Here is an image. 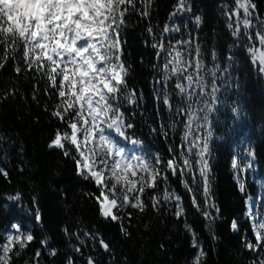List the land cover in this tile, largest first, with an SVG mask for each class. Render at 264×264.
<instances>
[{
  "label": "trees",
  "instance_id": "obj_1",
  "mask_svg": "<svg viewBox=\"0 0 264 264\" xmlns=\"http://www.w3.org/2000/svg\"><path fill=\"white\" fill-rule=\"evenodd\" d=\"M188 2L190 12L173 16L178 0H137L136 11L130 10L125 16L120 29L121 58L128 70L127 88L135 92L136 102L122 99L119 108L125 122L133 125L126 133L142 144L123 142L149 160L156 156L172 158L169 149L181 143L184 118L175 108L184 105L173 86L174 78L162 83L166 54L154 44L163 42L167 48L169 42L176 45L177 41L191 39L193 45L199 44L208 68L214 63L215 53V63L231 73L230 77L228 73L218 74L225 76L227 83L221 87L217 111L210 116L209 202L220 209L215 223L209 227L201 213L207 204L196 165L194 177L187 171L172 175L161 165L162 170L169 171L168 179L158 180L156 188L145 189L141 197L147 205L145 210L127 209L131 219H125L124 225L130 235L122 233L119 223L103 219L97 202L89 195H99L95 183L77 175L74 160L63 150L49 147L57 130L70 129L51 115L59 103L56 89L49 87L46 79L23 70L21 46L16 59L10 57L0 69V169L8 172L7 177L0 174V247L14 230L13 225L19 226L21 232H30L34 239L22 250L19 245L13 248L11 264H88L89 257L95 264H193V233L206 253L201 264H252L258 260L260 253L247 250L244 243L246 239L256 243L246 205L248 198L256 200V215L264 213V75L245 49H261L254 30L251 41L244 39L243 29L239 40L232 35L228 25L235 26V17L230 20L227 13L235 9L234 0ZM252 3L256 6L253 24L259 28L264 22V0ZM145 5L149 12L146 17L141 15ZM165 26H179L180 31L165 33ZM18 65L20 73L15 70ZM34 85L38 89L36 99ZM10 90H15L14 94H9ZM165 94L172 108L163 103L161 97ZM66 147L71 148L73 156L77 155L74 147ZM235 163L242 168L246 163L252 166L237 171ZM240 183L245 186L243 192ZM165 191L180 197L183 215L179 218L175 215V199L163 201ZM193 196L200 209L193 205ZM151 198L161 201L159 211L152 207ZM233 220L238 223V232L231 230ZM101 238L109 244V251L100 245ZM52 250L56 255L50 254Z\"/></svg>",
  "mask_w": 264,
  "mask_h": 264
},
{
  "label": "snow or ice",
  "instance_id": "obj_2",
  "mask_svg": "<svg viewBox=\"0 0 264 264\" xmlns=\"http://www.w3.org/2000/svg\"><path fill=\"white\" fill-rule=\"evenodd\" d=\"M234 3L235 9L227 15L230 20L235 17V26L229 23L228 27L237 40L241 38L243 29L244 39L251 41L254 30L261 50L257 51L254 46L245 50L252 63L258 66V72L264 75V22L259 28L253 24L256 6L252 0H234ZM136 4L137 0H0V47L3 48L0 51V69L5 67L10 57L16 59V53L22 46L19 59L23 70L46 79L48 86L56 89L59 103L51 115L64 123L70 132L57 130L49 147L63 150L65 156L74 160L77 175L95 183L99 195H89L97 202L101 217L119 223L124 235H130L124 225L125 219H131L127 209L130 207L143 212L147 207L141 198L145 189L156 188L158 180L167 181L169 171L172 175H183L187 171L194 177V165L198 166L207 204L201 213L211 227L219 217L220 209L214 202H209L210 116L217 111V105L221 103V87L227 83L225 76L218 74L228 73L231 76L228 68H221L215 63V53L212 54L214 63L208 68L203 63L199 44L193 45L191 39L177 41L176 45L169 42L167 48L163 42L153 45L166 54L162 66L165 73L162 83L174 78L173 86L178 90L184 105L183 108L180 105L175 108L184 121L181 143L175 149H169L173 153L172 158L164 160L156 156L149 160L143 155H129L117 139L107 134L111 130L132 145L142 144V141L132 139L126 133V129L133 125L125 122L124 113L119 108L122 99L136 102L135 92L127 88L125 77L128 70L121 58L123 47L120 39L125 16L130 10L136 11ZM186 11H191V4L188 0H178L172 15ZM141 15H149L147 5ZM196 22H200L199 17H196ZM163 31L178 32L180 28L165 26ZM182 46H186L183 51ZM15 70L20 73L22 68L18 65ZM37 91L34 85L33 99H36ZM14 92L10 90L9 94ZM161 99L172 108L167 94ZM172 127L175 128L176 124ZM66 144L74 147L77 155L73 156ZM249 155L254 156V153ZM161 165L169 171L162 170ZM251 166V163H246L243 168L239 163L233 165L237 171ZM0 174L8 176V172L3 169H0ZM185 187H189L187 182ZM239 187L243 192L244 184L240 183ZM15 199L18 200L19 196ZM173 199L176 201L175 215L179 218L183 215L180 197L164 192L163 201L171 202ZM249 201L248 216L256 243L246 239L244 247L260 253L258 260L252 264H264V213L254 214L252 208L255 202L252 197H249ZM192 202L200 209L195 196ZM151 203L154 210H160L159 199L151 198ZM185 227L191 231L188 225ZM230 227L233 232L239 231L235 220ZM13 228L16 234L7 236L6 242L0 247V264H11L10 253L13 248L19 245L22 250L34 239L30 232L19 231V226L13 225ZM92 238L96 239L95 236ZM99 243L105 251L110 250L109 244L102 238ZM191 244L196 249L193 264H201L206 253L194 233ZM50 254L56 255L55 250ZM16 255H19L18 251ZM39 256L40 252L37 251L35 257L38 259ZM69 264L72 262L69 261ZM88 264H95V261L89 257Z\"/></svg>",
  "mask_w": 264,
  "mask_h": 264
},
{
  "label": "rangeland",
  "instance_id": "obj_3",
  "mask_svg": "<svg viewBox=\"0 0 264 264\" xmlns=\"http://www.w3.org/2000/svg\"><path fill=\"white\" fill-rule=\"evenodd\" d=\"M107 134H109L110 136H112V135L110 134V132H108ZM125 150H126V152H127L129 155L133 154V153H131L130 150H128V149H126V148H125ZM253 201H254V200H253ZM114 211H115V210H114ZM19 231H21V230L19 229ZM15 234H16V231L13 230V231H11L7 236H9V235H15Z\"/></svg>",
  "mask_w": 264,
  "mask_h": 264
},
{
  "label": "bare ground",
  "instance_id": "obj_4",
  "mask_svg": "<svg viewBox=\"0 0 264 264\" xmlns=\"http://www.w3.org/2000/svg\"><path fill=\"white\" fill-rule=\"evenodd\" d=\"M251 202L248 200V207H249V204H250Z\"/></svg>",
  "mask_w": 264,
  "mask_h": 264
}]
</instances>
